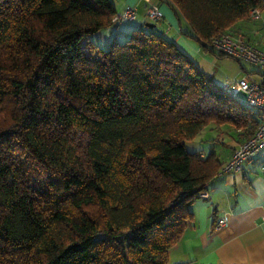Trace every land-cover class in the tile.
Instances as JSON below:
<instances>
[{
  "label": "trees",
  "instance_id": "16d2710c",
  "mask_svg": "<svg viewBox=\"0 0 264 264\" xmlns=\"http://www.w3.org/2000/svg\"><path fill=\"white\" fill-rule=\"evenodd\" d=\"M164 1L213 53L211 37L264 9ZM116 13L113 0H0V264H168L222 169L184 141L258 124L156 27L98 47L89 37Z\"/></svg>",
  "mask_w": 264,
  "mask_h": 264
},
{
  "label": "crops",
  "instance_id": "0c3cea01",
  "mask_svg": "<svg viewBox=\"0 0 264 264\" xmlns=\"http://www.w3.org/2000/svg\"><path fill=\"white\" fill-rule=\"evenodd\" d=\"M116 12L126 5L134 6L137 16L128 21V30L145 25L150 21L147 9L156 5L162 18L156 28L174 41L190 55L198 68L218 81L216 72L208 71L216 56L202 51L190 37L181 33L182 18L164 0H113ZM110 28L97 34H108ZM186 30V28H183ZM231 31L247 39L254 46L264 49V9L259 17L239 21ZM128 33H125L122 41ZM95 35V34H94ZM102 37V36H101ZM103 38V37H102ZM216 57V58H214ZM244 72L253 69L242 64ZM208 131L203 141L213 150L222 166L230 158L232 150L243 140L238 130L223 124H208L201 132ZM200 132V133H201ZM199 133V134H200ZM208 138V139H205ZM204 154L205 151H201ZM264 149L246 161L239 171L223 172L209 182L208 197L198 196L192 204V218L187 224L180 241L168 251V264H264ZM220 220L224 225H217Z\"/></svg>",
  "mask_w": 264,
  "mask_h": 264
},
{
  "label": "built area",
  "instance_id": "2783aa9c",
  "mask_svg": "<svg viewBox=\"0 0 264 264\" xmlns=\"http://www.w3.org/2000/svg\"><path fill=\"white\" fill-rule=\"evenodd\" d=\"M260 12L258 8H252L248 12V17L257 18ZM136 16V8L126 5L114 15L113 19L115 21L134 20ZM147 16L154 23H157L162 18L161 12L156 5H151L147 9ZM208 47L234 58L241 64L249 65L254 71L255 78H251V73L246 72L240 79L233 82L227 81L223 85V89L241 104L254 110L258 119V124L253 133L239 142L221 169L223 172L239 171L246 161L264 149V49H260L247 39L232 33H221L211 37ZM208 195L207 190L199 194L200 197H208ZM217 225H224V221L220 220Z\"/></svg>",
  "mask_w": 264,
  "mask_h": 264
},
{
  "label": "rangeland",
  "instance_id": "374dc122",
  "mask_svg": "<svg viewBox=\"0 0 264 264\" xmlns=\"http://www.w3.org/2000/svg\"><path fill=\"white\" fill-rule=\"evenodd\" d=\"M127 24H128V21H119L116 24L111 26L108 34H104V35L103 34H97V35L95 34V35L90 36L89 38L92 39L97 44L98 47L107 48V47H109V45L111 44L113 39H123L122 37H124L125 33H129L131 31V29L128 30L129 26ZM181 27L186 28V30H188L187 24L185 23L184 20H182ZM181 33L184 34V32H182V31H181ZM230 33L234 34L233 31ZM184 36H186V35H184ZM186 37H188V36H186ZM192 40H194V42H196L197 46L201 49L199 43L195 39H192ZM182 47L183 46L180 45L181 51L185 52V50ZM185 53L187 54V52H185ZM208 53H210V55H212V56L217 57V58L214 57V58H216V62H214V63L212 62L210 67L207 69H209L208 71H210V72H214V71L216 72L215 78L218 81H220V82H224V81L233 82L235 80L240 79L241 77H243L245 75L244 70H242V68H241L242 64L239 63L234 58L229 57V56L218 57L216 55V52L213 53L212 51H209ZM199 70L204 72L202 68H199ZM208 76H210V75H208ZM211 77L213 78V75ZM214 81H215V79H214ZM218 85L222 88V86L220 84H218ZM207 135H208V131H204V132H201L200 134H198L192 140H185L184 144H185L186 149L188 151H193V152H200V150H201V151H205L204 153L206 154L207 152H209V146L207 145V143H205V141H203V138L207 137ZM205 139H208V138H205ZM169 264H173V262L171 261V262H169Z\"/></svg>",
  "mask_w": 264,
  "mask_h": 264
},
{
  "label": "water",
  "instance_id": "95a60500",
  "mask_svg": "<svg viewBox=\"0 0 264 264\" xmlns=\"http://www.w3.org/2000/svg\"><path fill=\"white\" fill-rule=\"evenodd\" d=\"M145 26L150 27V28H155L156 27V23L148 21L145 23ZM158 31H161L160 29H157Z\"/></svg>",
  "mask_w": 264,
  "mask_h": 264
}]
</instances>
